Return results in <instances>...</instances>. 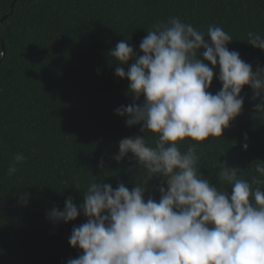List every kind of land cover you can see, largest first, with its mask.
Wrapping results in <instances>:
<instances>
[{"label": "trees", "instance_id": "trees-1", "mask_svg": "<svg viewBox=\"0 0 264 264\" xmlns=\"http://www.w3.org/2000/svg\"><path fill=\"white\" fill-rule=\"evenodd\" d=\"M170 17L205 34L210 25L221 27L233 38L230 51L254 71L264 68V50L246 41L250 31L264 36V0H0V264H67L83 253L69 237L87 218L54 224L46 213L63 210L68 197L79 207L92 176L130 190L147 179L131 153L114 159L122 138L144 133L114 111L132 97L130 82L115 75L117 66H128L108 53L127 39L143 55L139 44L147 29ZM213 70L209 91L215 94L222 84L218 66ZM241 95L242 112L223 136L179 144L181 151L195 149L198 172L218 188L217 173L227 166L239 179L264 181L256 172L264 166V116L254 107L261 101L249 85ZM157 136L145 138L154 143ZM17 153L25 160L9 176ZM160 184L157 177L147 182L145 201L160 199ZM223 187L231 191L226 182ZM255 187L264 190V183ZM23 193H30L27 205L18 202Z\"/></svg>", "mask_w": 264, "mask_h": 264}, {"label": "clouds", "instance_id": "clouds-1", "mask_svg": "<svg viewBox=\"0 0 264 264\" xmlns=\"http://www.w3.org/2000/svg\"><path fill=\"white\" fill-rule=\"evenodd\" d=\"M232 41L219 26L210 25L205 34L170 17L147 29L139 44L143 55L127 39L109 51L112 61L128 66L127 71L117 66L115 75L130 82L132 97L114 111L127 117V126L141 125L144 133L122 138L114 159L120 162L131 153L148 175L131 190L92 176L79 207L68 197L63 210L53 207L46 213L54 224L75 221L81 214L87 218L69 237V244L83 253L67 264H264V190L253 188L264 181L239 179L237 170L227 166L217 173L218 188L198 172L195 149L179 147L189 138L203 142L223 136L242 112L245 85L261 101L254 107L264 116V68L254 71L238 51H230ZM246 41L264 50L259 33L250 31ZM201 48L206 49L203 59ZM217 66L222 88L213 94L209 89ZM148 132L158 134L154 143L146 140ZM24 160L17 153L7 174L16 173ZM98 166L103 167V159ZM256 172L264 175V166L256 165ZM153 177L161 180L160 199L145 201ZM75 187L81 189L79 183ZM29 197L19 194L18 202L27 205Z\"/></svg>", "mask_w": 264, "mask_h": 264}, {"label": "water", "instance_id": "water-1", "mask_svg": "<svg viewBox=\"0 0 264 264\" xmlns=\"http://www.w3.org/2000/svg\"><path fill=\"white\" fill-rule=\"evenodd\" d=\"M7 16H5L1 21H3Z\"/></svg>", "mask_w": 264, "mask_h": 264}]
</instances>
